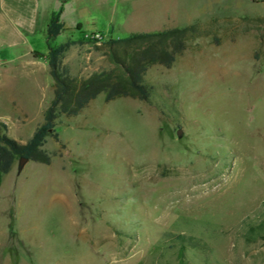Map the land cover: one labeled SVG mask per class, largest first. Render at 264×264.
Masks as SVG:
<instances>
[{
	"label": "rangeland",
	"instance_id": "rangeland-1",
	"mask_svg": "<svg viewBox=\"0 0 264 264\" xmlns=\"http://www.w3.org/2000/svg\"><path fill=\"white\" fill-rule=\"evenodd\" d=\"M186 1L199 33L170 67L148 68V101L99 94L56 119L61 143L47 137L43 146L49 164L28 160L19 171L18 158L0 174V264H178L171 233L203 245L184 250L187 264H264V0ZM79 3L64 19L80 28L50 45L81 39L63 62L87 77L112 66L102 41L131 30L119 26L124 11L114 0ZM59 4L43 6L24 42L0 46L7 66L48 50L46 25ZM27 68L11 73L9 88L0 76V120L22 143L54 87L47 63ZM248 220L262 225L249 240Z\"/></svg>",
	"mask_w": 264,
	"mask_h": 264
},
{
	"label": "trees",
	"instance_id": "trees-1",
	"mask_svg": "<svg viewBox=\"0 0 264 264\" xmlns=\"http://www.w3.org/2000/svg\"><path fill=\"white\" fill-rule=\"evenodd\" d=\"M62 7L51 12L46 25L48 50L44 53L32 52L33 57L42 58L48 65L53 80V97L43 112V121L38 124L32 135L19 142L6 133L7 125L0 120V174L7 173L15 159L26 157L28 160L49 164L53 154L43 146L47 137L61 143L55 128L56 119L81 113L99 94L108 102L119 97L148 101L153 87L145 81L148 68L154 64L170 67L177 54L186 48L187 40L198 35V24L164 28L152 32H131L124 37H109L103 40L104 53L112 64L110 68L93 72L87 77H76L70 73L63 62L65 52L81 39H67L52 47L50 41L64 31L61 19ZM96 41V39H94ZM100 49V47H97ZM243 236L249 240L260 236L262 225L243 222ZM179 244L176 249L178 264H187L184 256L186 248L202 249L199 240L184 233H171Z\"/></svg>",
	"mask_w": 264,
	"mask_h": 264
},
{
	"label": "crops",
	"instance_id": "crops-1",
	"mask_svg": "<svg viewBox=\"0 0 264 264\" xmlns=\"http://www.w3.org/2000/svg\"><path fill=\"white\" fill-rule=\"evenodd\" d=\"M52 0H0V46L18 44L24 42V36L27 33L34 32L40 11L46 9L43 6ZM60 1L59 6L62 7L61 19L64 22V30H72L74 28H80L79 23L72 19L71 21H65V13L68 6L72 5V2L80 4L79 2L84 0H56ZM108 0H98L99 7L106 5ZM116 3L121 4V8L124 11V24L131 32H152L162 30L164 28L179 27L192 24L191 17L187 14L189 9L186 7V0H114ZM112 10L114 7H111ZM52 9L49 13L56 10ZM195 9V8H194ZM87 10L86 7L80 6L78 12L82 13ZM141 11L145 14V17L135 18V12ZM146 11V13H145ZM187 20H189L187 22ZM49 21V19H48ZM47 21V23H48ZM187 22V23H186ZM113 27V26H112ZM111 27V28H112ZM136 28V29H133ZM46 35V34H45ZM109 36V35H108ZM111 36V35H110ZM113 37V36H112ZM33 51L27 53L25 61L21 62V56H16V59H11L14 62L12 69L6 65V59L0 58V76L1 82L5 83L9 88L11 73L28 72L29 65H35L39 63V59L32 55ZM45 62V61H44ZM46 63V62H45Z\"/></svg>",
	"mask_w": 264,
	"mask_h": 264
},
{
	"label": "water",
	"instance_id": "water-1",
	"mask_svg": "<svg viewBox=\"0 0 264 264\" xmlns=\"http://www.w3.org/2000/svg\"><path fill=\"white\" fill-rule=\"evenodd\" d=\"M177 137H180L182 135V129L178 128L176 131ZM28 161L26 157H19V162H18V170L20 171L24 164Z\"/></svg>",
	"mask_w": 264,
	"mask_h": 264
},
{
	"label": "built area",
	"instance_id": "built-area-1",
	"mask_svg": "<svg viewBox=\"0 0 264 264\" xmlns=\"http://www.w3.org/2000/svg\"><path fill=\"white\" fill-rule=\"evenodd\" d=\"M91 37L96 39V40H100L102 38V36L98 32H93L91 34Z\"/></svg>",
	"mask_w": 264,
	"mask_h": 264
}]
</instances>
